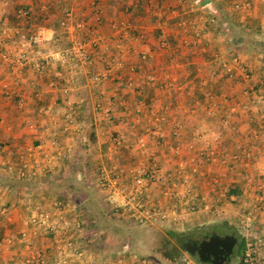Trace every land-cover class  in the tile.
<instances>
[{
    "label": "crops",
    "instance_id": "0c3cea01",
    "mask_svg": "<svg viewBox=\"0 0 264 264\" xmlns=\"http://www.w3.org/2000/svg\"><path fill=\"white\" fill-rule=\"evenodd\" d=\"M5 1L4 6L0 0V27H21L23 23L25 29L32 25L33 17L40 16L48 40L28 49L29 55H39L43 62L40 69L28 65L15 78L0 66L1 176L19 175L23 161L33 159H38L34 165L39 174L28 178L60 170L67 157L42 172L43 154L54 147H72L73 152L91 121L94 163L107 165L111 161L128 194L137 191L136 196L149 209L174 205L177 212L191 210L185 205L189 200L184 204L180 199L185 184L193 190L197 185L194 196L202 201L210 192L208 180H222L227 181L224 192L227 186L229 191L235 188L225 197L229 198V213L235 212L231 210L233 200L246 201L248 206L242 207L245 216L256 212V216L250 214L251 222L261 230L264 0ZM17 6L29 9V20L14 16ZM65 7H72L97 37L89 50L91 66L76 69L67 90L54 76L63 68L51 54L61 38L56 20ZM222 19L229 21V29ZM115 60H120L119 68L112 65ZM223 64L229 68V77ZM93 72L99 76L97 80L91 79ZM50 80L53 86L48 85ZM107 116L111 117L109 123L101 121ZM67 117L74 124L66 126ZM148 124H155V137L146 134ZM141 137L143 147L138 143ZM200 151L210 159L199 156ZM145 157L155 161L149 165H156L159 181H147L137 189L131 170L139 162L146 164ZM190 159L197 161L202 174L186 179L182 175ZM168 174L176 181L169 182ZM6 184L0 182V264H23L27 251L18 232L32 206L52 212L53 203L65 205L67 197L63 190L54 192L45 185L9 189ZM165 198L174 203L165 204ZM219 205L222 209L228 204ZM206 222L192 219L187 224ZM31 243L40 248L50 244L42 235L33 237ZM46 257L50 258L49 253Z\"/></svg>",
    "mask_w": 264,
    "mask_h": 264
},
{
    "label": "built area",
    "instance_id": "2783aa9c",
    "mask_svg": "<svg viewBox=\"0 0 264 264\" xmlns=\"http://www.w3.org/2000/svg\"><path fill=\"white\" fill-rule=\"evenodd\" d=\"M15 14L22 19L30 17L29 9L23 6L17 7L15 9ZM56 26L61 34L68 37V43L59 45L51 51L52 56L61 63L63 68L62 71L56 70L54 76L59 78L58 80L64 82L63 87L67 90V84L73 82L74 73L78 64L91 66L92 60L88 51L89 42L85 38V32H89L91 29L83 18L75 14L72 7H65L62 9L61 15L56 20ZM40 28V26H34V29L28 28L27 31H21L20 34H18L19 45L15 48V51L0 49V57L4 59L9 58L10 64L17 67L18 70H21L28 65L40 69L43 62L39 59V56H30L27 51V48L30 45L32 46V43L40 42L45 38V32ZM112 65L118 67L120 62L115 60ZM223 67H225L226 75L229 77L228 66L223 64ZM129 70L132 71L133 68L129 67ZM98 77L99 76L94 72L91 73V78L93 80H97ZM47 83L49 86L54 85L53 80H50ZM103 112L106 115L108 114L107 107L103 108ZM72 124H74L72 118L67 117L66 126ZM145 131L146 134L151 137L157 135L155 124L146 125ZM138 141L140 147H143L144 139L141 137ZM50 143L54 145V140H51ZM71 155L72 147H67L65 149L54 147L52 150L48 151V153L46 152L43 154L44 166L41 168L42 172L52 170L58 159L64 157L69 159ZM199 156H203L205 160L210 159L208 154H203L201 151L199 152ZM108 159L110 160V158ZM37 162L38 159H33V162L23 161L17 173L20 176L26 177H32L39 174V170H36L37 166L34 165ZM108 163L107 166L103 164L98 165L96 182L100 187L99 190L106 194L108 203L112 207L119 208L135 221H148L147 218L151 216L163 218L167 216V214L172 215V219L175 218L176 211L174 205L170 210H151L141 203L139 197L136 196L137 191L133 192V194H128L126 186L119 178L118 169L111 161ZM155 167L156 165L148 167L147 165L145 166L143 162H139L134 168H132L131 174L133 177V183L138 187L137 189H140V187L147 181H159V177L154 169ZM189 169L194 174L201 173L199 166L194 162H192ZM211 180L213 182L216 181L214 179ZM224 193L225 192L219 191V195H223ZM217 200L218 198L216 197L215 201ZM53 204L55 210L52 212L43 210L39 205L32 206L31 210L25 217L23 228L19 231L21 245L27 251L23 264H53L55 262L61 264H151L145 256L133 251H123L109 256H102L99 251H96V249L85 242L83 236L85 225L78 218L76 204L71 200L67 201L65 205L60 204L59 206L56 201ZM206 206V203L202 202L199 206H190L189 208L191 210L194 208L200 210ZM214 206L218 207L217 203H214ZM251 220V216L247 215L240 223V228L246 241L244 250L239 256L238 264H264V228L256 230ZM62 229L67 230V238L59 233ZM47 231L53 232L54 236L49 241L52 244L53 249L57 252V256H54V252L49 253V259H47L46 254L41 252L42 248L32 245L30 239L31 234H42ZM66 249L67 254L66 252L64 254ZM152 264H200V262L193 255L181 248L174 259L169 261L160 260Z\"/></svg>",
    "mask_w": 264,
    "mask_h": 264
},
{
    "label": "trees",
    "instance_id": "16d2710c",
    "mask_svg": "<svg viewBox=\"0 0 264 264\" xmlns=\"http://www.w3.org/2000/svg\"><path fill=\"white\" fill-rule=\"evenodd\" d=\"M128 7L127 4L126 8ZM27 20L29 19L24 18L25 22ZM31 20L32 23L42 22L40 16L33 17ZM223 23L224 27L229 29V21L223 20ZM100 119L104 123L111 121L109 116ZM92 126L93 124L89 121L71 157L60 170L44 174L39 178H28L16 174L0 175V182L5 181L9 189L18 187L34 189L45 185L54 192L63 190L67 199H71L77 206L78 218L85 225V242L99 251L102 256H109L119 251H133L155 261H169L174 259L181 250V242L184 238L191 236L194 232L206 234L199 227L206 226L210 222L191 227L189 230H182L167 219L159 218L156 224L150 221H135L119 208L112 207L108 203L106 194L99 191L96 183L99 164L96 165L93 161ZM234 191L235 188L229 191V186L225 189L227 194ZM199 201L196 196L188 203L191 207H196L200 204ZM244 247L245 240L242 235H239L235 252L240 256ZM239 256L236 264L239 262Z\"/></svg>",
    "mask_w": 264,
    "mask_h": 264
},
{
    "label": "rangeland",
    "instance_id": "374dc122",
    "mask_svg": "<svg viewBox=\"0 0 264 264\" xmlns=\"http://www.w3.org/2000/svg\"><path fill=\"white\" fill-rule=\"evenodd\" d=\"M2 2V5H6V1L4 0V2H3V0H1ZM17 7H19V6H17ZM16 7V8H17ZM15 8V9H16ZM14 16L16 17V18H18V19H22V18H19L18 16H16V14H15V11H14ZM22 25H21V27L23 26V23H21ZM53 24H54V22H53ZM2 25V24H1ZM0 25V26H1ZM34 26H40L41 28V30L42 31H44V32H46V29H45V27H43V25H41V24H39V23H32V25L31 26H29L28 28H31V29H34ZM21 27H19V26H14V27H9V26H7V25H3L2 27H0L1 29H0V49H7V50H13V51H15V48H17L18 47V45H19V41H18V38H19V35L18 34H20V32L21 31H27L28 30V28H25V29H23V28H21ZM18 30V31H17ZM56 30L59 32V30H58V28H57V26H56ZM18 33H17V32ZM61 34V33H60ZM61 38L59 39L60 41H57V44L55 45L56 47L57 46H59V45H62V44H65V43H67V41H68V37L67 36H64L63 34H61V35H59ZM85 38L88 40V42H89V44H88V51L89 50H91V47L93 46H91V44H93V42H95L96 40H95V38H97V37H95V35H94V33H92L91 31H89V32H85ZM46 40H48V38H47V35H45V38L44 39H42V41H40V42H36V43H32V46L30 45L28 48H27V51H28V49H30L31 47H33L32 49H34L36 46L35 45H37V46H41V43L42 42H45ZM38 48V47H37ZM37 51H39V50H37ZM29 52V51H28ZM89 55H90V53H89ZM31 56V55H30ZM37 56H39V55H37ZM55 60H56V58L55 57H53ZM91 58V57H90ZM54 59H53V62H54ZM117 61H120V60H117ZM1 65H4V67H6L7 68V70H8V73H9V75H10V77H15L16 78V76H19V74H20V72L22 71V69L21 70H18L17 69V67H15V66H12L11 64H10V62H9V58H6V59H4V58H1L0 57V66ZM80 66H83V65H81V64H78V67H77V70H78V68H82V69H84L85 67H80ZM85 66V65H84ZM120 66H118V68H119ZM24 68V67H23ZM27 68V67H26ZM75 74V73H74ZM92 79V78H91ZM93 80V79H92ZM196 151H198V150H195L194 151V153H196ZM95 154V153H94ZM151 155V154H150ZM105 158V157H104ZM107 159V158H106ZM105 160V159H104ZM144 160H146L147 161V163L145 164V163H143L145 166L148 164L149 165V163L150 162H155V161H151V159H147V157H145V159ZM190 164H189V166L188 165H186L185 167V169L183 170V177L184 178H186V179H188V178H191L192 176H195V175H200V174H202V173H197V174H194V173H192L191 171H190V165L192 164V162H194V163H196L195 161H194V159H190ZM41 164H42V162H41ZM197 165V164H196ZM105 166H107V165H105ZM149 166H151V165H149ZM188 166V167H187ZM152 167H154V166H152ZM106 168V167H105ZM199 168H200V166H199ZM155 169V168H154ZM200 170L202 171V169L200 168ZM180 174H181V172H180ZM169 175V174H168ZM173 175H169V179H171L169 182H172V181H176L175 180V178H173L172 177ZM221 176H225V175H221ZM195 182H197V181H195ZM224 182H226V184H227V181H222V180H220V182L218 181V180H216L215 182H213L212 180H208V182H207V184H206V187L208 188V189H210V192H207V194H206V198H204V199H201L202 201H199V202H205L206 203V207L205 208H203V209H200L201 211H199V209L198 208H194V209H192V210H185V211H183V212H177V210L175 209V218L174 219H172L171 218V216L172 215H170V214H167V216H165V217H163V218H160V219H167L169 222H171L174 226H176V227H179L180 229H182V230H189L191 227H194V226H192L190 223L189 224H187V222H191L192 221V219H194V220H200V221H208V225H206V226H202V227H199V228H202V230H203V232H205V233H210V232H212V231H215V232H217V233H219V234H223V233H229V232H234L235 233V235H236V243L238 242V240H239V235H242L243 236V238H245V236H244V234L242 233V231H241V228H240V222L243 220V217L245 216V209L244 210H242V207H246V206H248V205H246L247 204V202L245 201V202H241V201H232V203L233 202H235L233 205H234V207L233 208H231V210H233V211H235V212H230L229 213V198L227 199V198H225V197H227L228 196V194H223V195H219V191H222V192H224V185H223V183ZM215 183H217V186H215ZM219 184L221 185L220 187H219ZM167 184H165V186H166ZM212 189V190H211ZM186 190V191H185ZM198 190V186L196 185V187H195V190H193V187L189 184V183H187V184H185L184 185V187H183V189H182V191L180 192L181 193V195L182 194H184L185 192V194L184 195H182L181 197L182 198H180V199H182V203H184L183 201L186 199V201H188V200H190V199H193V197H195L194 196V192L195 191H197ZM251 190H253V188H251ZM194 191V192H193ZM211 191H213V192H211ZM179 193V194H180ZM190 197V198H189ZM218 198V200L217 201H215V198ZM223 198H224V200H223ZM69 200H71V199H67V201H69ZM171 201V199L170 198H165V201H164V203L165 204H168V205H171V204H169V202ZM173 201V200H172ZM171 201V202H172ZM176 202V204H178V202L177 201H175ZM225 202H227V206H225L224 208H219V204L221 203V205L223 204V203H225ZM172 203H174V202H172ZM200 203V204H201ZM214 203H217V205H218V207H215L214 206ZM185 204V203H184ZM184 204H182V205H184ZM199 204V205H200ZM242 204H244L243 206H242ZM186 206H187V208L188 207H190V204L188 203V204H185ZM185 205H184V208H185ZM198 205V206H199ZM222 207V206H221ZM254 207H257L256 205L254 206ZM44 208V207H43ZM49 208V207H48ZM172 208V206L171 207H165V209L166 210H170ZM175 208V207H174ZM182 208V207H181ZM45 209H46V206H45ZM164 209V208H163ZM213 209H215V210H213ZM47 211V210H46ZM182 211V210H181ZM205 211V212H204ZM51 214V213H50ZM251 215H253V216H256V215H254V214H256V212H253V213H250ZM249 214V215H250ZM53 215V214H52ZM178 215H179V217H178ZM199 217H198V216ZM201 215H203V216H207V218L205 219V218H203ZM55 219V218H54ZM159 218L158 217H154V216H151V217H149V218H147V220L148 221H150V222H152L153 224H156V221L158 220ZM221 219H223L224 221H222ZM229 220L231 221V224H230V226H229ZM262 228H264V226L263 227H261V229ZM59 233H61L62 234V236H66V238H67V230H61V232H59ZM18 235H19V232H18ZM40 236V235H42L43 237H44V240H46V242H50L49 240L54 236L53 235V232L52 231H47V232H45V233H35V234H31L30 235V239H32L33 237H36V236ZM85 235V231H84V233H83V236ZM201 235V233H199V232H194V233H191V236H200ZM185 239V238H184ZM183 239V240H184ZM245 241H246V238H245ZM237 245V244H236ZM41 252L43 253V254H48V253H52V252H54L53 254H54V256H57V252L53 249V246H52V244L50 243H45V245H44V248H42L41 249ZM65 252H66V254H67V249L64 251V254H65ZM119 252H123V251H119ZM238 254L235 252V255L233 256V257H231L229 260H228V262H227V264H234V261H236L237 260V258H238ZM147 259H148V261H149V263H155L156 261L154 260V259H152V258H148L147 257ZM53 264H61V263H58V262H55V263H53Z\"/></svg>",
    "mask_w": 264,
    "mask_h": 264
},
{
    "label": "water",
    "instance_id": "95a60500",
    "mask_svg": "<svg viewBox=\"0 0 264 264\" xmlns=\"http://www.w3.org/2000/svg\"><path fill=\"white\" fill-rule=\"evenodd\" d=\"M236 242L232 233L219 234L215 231L209 233L198 241L188 238L181 242V248L191 255H195L201 263L227 264L226 259Z\"/></svg>",
    "mask_w": 264,
    "mask_h": 264
},
{
    "label": "flooded vegetation",
    "instance_id": "af4514ba",
    "mask_svg": "<svg viewBox=\"0 0 264 264\" xmlns=\"http://www.w3.org/2000/svg\"><path fill=\"white\" fill-rule=\"evenodd\" d=\"M229 233H232V234H234L235 235V233L234 232H229ZM223 234H225V233H223ZM209 235V233H206V234H204V235H200V236H187L184 240H186V239H188V238H191V239H195V240H199V239H201V238H203V237H207ZM236 236V235H235ZM183 240V241H184ZM236 242L234 243V245L232 246V250H231V252L229 253V256H228V258L226 259V263L228 262V260L231 258V257H233L234 255H235V249H236ZM195 258H197L196 257V254L195 255H193ZM202 264H210L209 262H203Z\"/></svg>",
    "mask_w": 264,
    "mask_h": 264
}]
</instances>
